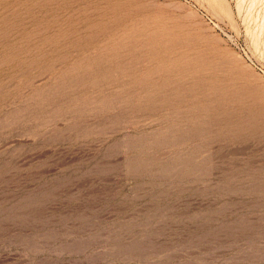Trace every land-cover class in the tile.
I'll use <instances>...</instances> for the list:
<instances>
[{
  "label": "rangeland",
  "instance_id": "1",
  "mask_svg": "<svg viewBox=\"0 0 264 264\" xmlns=\"http://www.w3.org/2000/svg\"><path fill=\"white\" fill-rule=\"evenodd\" d=\"M0 264H264V0H0Z\"/></svg>",
  "mask_w": 264,
  "mask_h": 264
}]
</instances>
